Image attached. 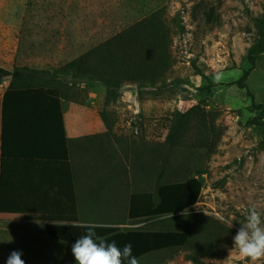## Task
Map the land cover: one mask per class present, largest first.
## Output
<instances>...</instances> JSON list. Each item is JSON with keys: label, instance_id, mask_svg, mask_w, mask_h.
Listing matches in <instances>:
<instances>
[{"label": "rangeland", "instance_id": "rangeland-1", "mask_svg": "<svg viewBox=\"0 0 264 264\" xmlns=\"http://www.w3.org/2000/svg\"><path fill=\"white\" fill-rule=\"evenodd\" d=\"M154 10L172 29V64L163 75L166 86L155 97H138L136 86L128 83L111 100L99 82L49 74L41 80L60 92L68 136L97 126L95 133L107 137L100 149L85 154L86 184L90 190L100 186L92 200L112 207L101 209L99 218L120 219L121 228L164 224L188 232L184 246L152 253L139 264H250L233 246V237L248 207L254 205L264 218V142L259 129L247 122L254 112L246 108L250 99L245 88L235 81L249 67L246 51L256 39L255 20L264 16V0H0V61L7 69L25 65L51 72ZM173 19L182 30L175 31ZM246 86L264 104V51ZM190 108L170 143L166 136L175 111ZM190 176L202 187L183 215L127 218L131 191L154 192L158 183ZM66 205L0 210V264H6L7 245L21 251L29 264H54L56 243L73 245L79 227H72L73 221L38 225L23 214L70 217ZM221 216L232 222L231 228ZM215 231L221 232L219 237Z\"/></svg>", "mask_w": 264, "mask_h": 264}, {"label": "trees", "instance_id": "trees-1", "mask_svg": "<svg viewBox=\"0 0 264 264\" xmlns=\"http://www.w3.org/2000/svg\"><path fill=\"white\" fill-rule=\"evenodd\" d=\"M173 21L175 31L182 30L180 22L177 19ZM255 26L256 39L246 51L249 67L242 70L235 83L245 88L249 96L250 102L246 108L254 114L247 122L259 129L264 142V104L256 101L246 86L249 72L264 51V16L256 18ZM171 30L159 11L154 10L51 72L25 65L11 69L0 66V83L8 79L0 98L2 172H5V163L9 160L53 161L57 163L56 172L61 173L60 176L69 173L65 178L71 180V146L64 130L62 99L56 87L43 84L42 75L49 74L55 78L62 75L69 76L73 81L85 78L99 82L111 100L117 97L119 88L125 83L136 86L138 97L141 94L155 97L166 86L163 75L172 64L169 50ZM192 109L175 111L166 136L170 143L177 139ZM100 141L102 143L104 140ZM201 187V181L190 176L183 180L158 183L154 192L133 190L128 195L127 218L144 221L161 219L171 213V217L183 215V211L198 200ZM112 221L95 224L97 235L108 242L115 241L121 248L130 242L138 261L152 253L182 247L189 236L185 230L164 224L161 228H121L118 224L122 220ZM79 232L81 237L86 229L79 227ZM220 233L215 231L213 235L219 237ZM65 244L67 248L65 255L59 256L60 263L76 264L71 250L73 245ZM6 248L8 256L16 250L12 245ZM21 258L25 264H29L26 258ZM188 258L197 260L196 254H190Z\"/></svg>", "mask_w": 264, "mask_h": 264}, {"label": "crops", "instance_id": "crops-1", "mask_svg": "<svg viewBox=\"0 0 264 264\" xmlns=\"http://www.w3.org/2000/svg\"><path fill=\"white\" fill-rule=\"evenodd\" d=\"M4 55H8L7 51H5ZM1 57L3 58V55H1ZM4 58L7 57L4 56ZM3 65H5V62L0 61V66L3 67ZM7 84L8 82L4 83V85L3 83L0 84V98ZM73 108L72 106L71 109ZM71 113H73V111ZM82 121L85 120L83 119ZM91 129L92 128L87 130L86 133L68 136L64 124L65 135L71 146L69 149V161L73 169L71 180H66L69 173L60 176L61 173L56 172L55 168L57 163L53 161H28L25 159L9 160L5 163V172H2L0 166V210L11 211L13 209H25L42 211L48 208L55 209L57 205L67 203L68 206L66 205V208L71 211L70 217L55 218L49 214L46 215L44 212L23 215L25 216L24 218L28 219L31 223H36L38 225L47 224L49 222L69 223L74 221L77 217L79 220L78 222L85 224L114 222L112 220L105 221L99 218L101 215H104L103 212H100L101 209L105 211L106 209L109 210L112 208L107 205V202L104 207L105 204L102 206L100 202L92 200L98 196L96 195L97 193H100V186H98L99 188L97 187L90 190L86 184L87 164L89 161L86 160L88 157L86 158L85 154L91 149H100V140L107 139L106 135L95 133L100 131V128L97 126L94 131H90ZM20 183H24V185L22 186ZM112 191L113 188L109 189L106 194L109 195ZM94 192H96V194H94ZM103 192H105V189H103ZM111 205H113V203H111ZM63 243L65 244L66 242L60 243L59 241L56 243L55 251L57 255L56 258L55 256L53 257V260L50 261L51 263L61 264L59 256L60 254L65 255L67 248V246H65L66 244L63 245Z\"/></svg>", "mask_w": 264, "mask_h": 264}, {"label": "clouds", "instance_id": "clouds-1", "mask_svg": "<svg viewBox=\"0 0 264 264\" xmlns=\"http://www.w3.org/2000/svg\"><path fill=\"white\" fill-rule=\"evenodd\" d=\"M243 214L245 219L240 223L241 226L233 237V246L250 264H258L264 261V218L254 205L245 209ZM171 216L172 213L163 218L171 219ZM219 219L229 228L232 227V222L223 216ZM65 224L69 223L61 222L59 226ZM70 225L86 229L71 249L76 264H139L138 259L133 255L130 242L121 248L115 241L108 242L100 238L95 231V224L73 221ZM21 257L22 252L14 250L9 254L6 264H25Z\"/></svg>", "mask_w": 264, "mask_h": 264}]
</instances>
